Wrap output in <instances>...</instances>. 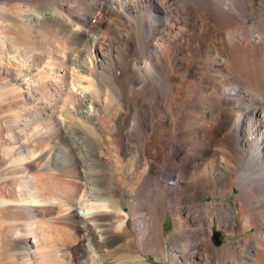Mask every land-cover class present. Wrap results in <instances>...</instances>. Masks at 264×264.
Wrapping results in <instances>:
<instances>
[{
  "label": "bare ground",
  "instance_id": "1",
  "mask_svg": "<svg viewBox=\"0 0 264 264\" xmlns=\"http://www.w3.org/2000/svg\"><path fill=\"white\" fill-rule=\"evenodd\" d=\"M40 29L63 37L87 79L75 111L83 125L64 124V109L52 105L51 134L80 154L56 172L38 157L48 146L30 152L14 134L2 144L0 264H42V254L51 264V253L73 242L66 231L53 238L45 212L69 204L64 224L74 220L82 233L75 246L84 264H153L148 255L168 264H264V0H0V51ZM107 87L122 109L111 130L93 123ZM111 132L131 155L129 172L119 177L112 166L101 188L96 154ZM45 178L63 179L68 193L51 198ZM217 230L248 236L217 245Z\"/></svg>",
  "mask_w": 264,
  "mask_h": 264
},
{
  "label": "rangeland",
  "instance_id": "2",
  "mask_svg": "<svg viewBox=\"0 0 264 264\" xmlns=\"http://www.w3.org/2000/svg\"><path fill=\"white\" fill-rule=\"evenodd\" d=\"M62 38H63L62 36H58L54 33H49V32L47 33L45 29H40L31 34H27V33L23 34L19 40L17 41L14 40L13 45H9V47L7 48L8 50L2 49V51H0V62H1L0 63V126H1L0 127L1 128L0 129V142H1L0 149H1L2 144H5V143L7 145L9 144L10 139L8 138H10L13 134L17 135V137L19 138V143L22 142L21 145H23V147L28 149V151L30 152L35 151V150L36 151L38 150V152L39 151L41 152V149H44V147L48 146L49 150L47 151L44 150V152L41 154L43 157L41 155H39L38 157L42 160V163L46 165L53 164V163L56 164L57 165V166L55 165V169H57L55 170L56 172L57 171L62 172L60 170L68 167L71 164V157L72 158L74 156L76 157L77 154L78 155L80 154V152L76 151L75 153H73L69 144H66V143L64 144V142H61L60 140L56 139V136H57L56 134H51L50 132L51 127L57 123V121L54 118L55 116H59L56 110L54 112L52 111L53 109L52 105L55 102L56 104L59 105V107H62L64 109L62 110V114H61L63 117L61 116L59 117L60 120L64 121V124L70 125V124H74V122H77V123L79 122V124L83 125L84 121H82L81 119L78 120V117L76 116L75 111L77 110L78 99L83 94L82 88H84V86H87V83H86L87 79L86 78H84V80L80 79L78 77L79 74L77 73L78 70L73 68L74 66L71 64L72 61L69 58L71 51L66 49V45H63L64 43L62 41L63 40ZM201 45H204V43H202ZM93 68H94V64H93ZM95 70L96 69L94 68V71ZM86 74L88 75V73ZM94 74L96 75L97 80L100 79L101 77L100 80L104 81V79L106 78V74H103V75L96 74V73ZM94 74H90V75H92V77H95ZM105 80H107V78ZM91 89L94 91L95 88L92 87ZM110 90H111L110 87L102 88V91L100 92L101 95L98 93V98L100 102L98 103L100 104V106L97 112L98 114L95 116L93 123L99 127H103L104 125V128L111 130V128L113 129L114 127L117 126V124L120 123L118 121L119 119L118 116L121 115L122 109L119 107V104L117 102H114V100L111 98L112 90L111 91ZM31 109L32 110L34 109L38 117L33 116L35 112H32ZM104 128H102V132H104L103 130ZM111 135L114 138V140L113 138L111 141L109 140V142L111 143H107L108 146L106 144L100 150L101 153L98 151L97 152L98 154H96L99 159L104 161L103 165L101 166V169H103V172L104 171L105 172L103 174H99V177L101 179V185H100L101 188H105V186L107 185L104 180H106V177L108 175L106 173H109V171H112V166L113 168L120 169V171H118L117 173V176L119 177H122V174L125 175L126 173L129 172V170L126 168L127 164L125 160L126 159L128 160L131 157V155H126V158H124L125 155H122L120 151V148H121L120 143H118V140L115 139L116 137H114L113 132L109 133L110 139H111ZM115 140H116V144L114 143ZM112 141L115 145L112 143ZM106 146L107 148H105ZM117 146H119V148ZM103 152L105 153L102 154ZM110 152H111V156L113 155L115 156L111 157L109 155ZM120 159H122L123 163L116 164L118 163V160ZM110 161L113 163H111ZM106 162L107 163L109 162L111 164L109 163L107 164ZM108 167H110L111 169L110 168L108 169ZM7 172L8 170L1 172L2 174L0 173V177L2 176L1 179L5 176H8ZM71 173L69 175H71ZM61 177L65 178L66 175L65 174L64 176L61 175ZM61 180L63 179L58 180V179H46L45 178L43 180V184H45L46 186H48L49 189H51V198L60 199L62 196L68 193L63 187L64 182H62ZM70 180H73V179H70ZM73 181H76V180L74 179ZM122 186L123 187L126 186L125 189L127 187L129 188L128 184L126 183H123ZM66 187L71 188L72 186L70 185ZM128 188L126 190H128ZM128 194L130 195L131 193L128 192ZM234 194H236V191L234 192ZM214 198H215L214 196L209 195L205 197L204 199H202V201L204 202L212 201L214 200ZM217 200L219 202L228 201L223 196L217 197ZM69 205H72V204H69ZM183 205L184 204H181L180 206H183ZM68 206L63 207V208L61 207L60 209L59 207H57L52 211V213L45 212L47 215H45V213H44L45 216L43 215L44 218L46 219H49L50 217L54 220L53 225L56 228L57 235H54L53 238H55L56 236L60 237L63 231H66L69 234H71V239L73 242L72 245L69 244L67 247L64 245L61 247L60 246L57 247V249L58 248L59 249L52 252L55 254L51 253L50 255L51 264H54V263L55 264H84L88 260V256L86 252L81 251L80 248L78 249L75 246L77 241H79V239L83 235L82 233L77 232V230L72 227L75 223L73 222L74 220L72 221L71 226L64 224V221H65L64 218L66 219L68 218V216L71 215L69 214L71 212ZM128 206L129 204L126 201L123 204L124 212L128 210L129 208ZM74 208L81 214H84V212L86 211V209L80 205H76ZM52 219H50L51 222H52ZM59 220L65 226L64 228L62 227L63 225H61ZM47 222L48 221H45L44 223H47ZM131 224H132V221L130 220L129 225ZM172 224H173V217L169 213L167 220L165 222V229H164V233L166 237H168V235H170L173 231ZM246 235L248 236V233L243 234V235H230L228 232L217 230L214 236V241L217 245H221L223 242H226L227 240H237L242 237H245ZM42 256L43 257H41V260L43 261L41 263L45 264L44 254H42ZM6 259L2 262V264L4 263L9 264L11 262L10 257H7ZM96 260L98 261V259ZM147 261L152 262L153 264H168V262L167 263L159 262L156 259V257H154L153 255H148ZM19 262H17V264H21L20 259H19Z\"/></svg>",
  "mask_w": 264,
  "mask_h": 264
}]
</instances>
